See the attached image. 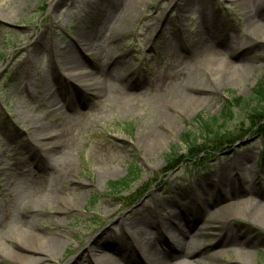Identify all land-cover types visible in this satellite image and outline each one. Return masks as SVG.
<instances>
[{"label": "rangeland", "instance_id": "1", "mask_svg": "<svg viewBox=\"0 0 264 264\" xmlns=\"http://www.w3.org/2000/svg\"><path fill=\"white\" fill-rule=\"evenodd\" d=\"M110 1L117 5V0H0V226L8 229L14 221H30L34 230L60 236L61 249L43 264H69L73 259L96 264L89 247L117 241L121 223L131 242L141 245L155 230L144 227L137 238L128 222L178 215L186 235L201 227L200 244L193 250L199 264H264V222L251 220L253 210L232 214L228 205L235 200L227 199L230 190L222 185L208 208L220 211L205 216L198 194L210 187V172L223 163L227 171L233 168L244 177L247 187L264 191V135L254 126L259 122L251 117L253 112L232 104L251 96L264 76V0L251 8L261 25L254 29L247 23V8L237 0H130L127 10L109 7ZM102 5L112 16L120 13L118 26L113 20L108 27H114L93 38L116 73L106 91L124 93L128 83L141 82L138 88L146 92L154 85L127 112L122 103L106 105L96 98L97 68L89 45L80 38L92 36L96 22L108 23L100 18ZM201 5L207 13L203 17ZM249 33L252 37L247 38ZM195 43L214 47L220 56L193 60L186 46ZM26 54L31 65L23 61ZM63 54L78 59L95 76L91 82H97L74 92L65 89V96L80 101L70 110L49 104L59 97L56 86H67L58 66ZM237 63L243 64L238 71ZM159 99L165 112L161 119L154 113ZM76 115L81 124L69 139L72 171L67 179L43 167L49 153L36 160L18 156L43 148L35 126L48 124L59 131ZM201 132L219 135L215 143L221 146L211 152L207 145L190 162L186 142L204 137ZM174 154L181 160L169 170ZM21 163L45 183L43 188L35 191L34 180L17 175L12 164ZM233 185L237 188L236 180ZM242 197L264 201V196ZM195 203L194 211L185 212ZM226 227L236 236L219 247L220 230ZM18 235L0 240V264H23V256L35 255L31 248L37 243ZM240 240L251 242L242 247L249 255L237 254ZM214 251L221 252L211 256Z\"/></svg>", "mask_w": 264, "mask_h": 264}, {"label": "bare ground", "instance_id": "2", "mask_svg": "<svg viewBox=\"0 0 264 264\" xmlns=\"http://www.w3.org/2000/svg\"><path fill=\"white\" fill-rule=\"evenodd\" d=\"M191 2H195V0H190ZM239 4H244L247 8V23L254 28H258L261 26L258 24L259 22L253 18V15L251 14V8H255L256 6H259L262 0H237ZM204 3V2H203ZM251 5V7H250ZM104 6V5H102ZM121 6L123 9L127 10L130 6V0H117L116 2L110 1L109 7H116ZM108 7V4H107ZM104 9L101 15V19L106 17L107 24H102L100 22H96L95 25L92 27V36L90 35L89 38L85 36V34H82L80 36L82 44L89 45L88 50L92 51V59H93V65L97 68V75L96 77L99 78V89L96 91L95 95L96 98L99 100V102H102L106 105H111L112 103H122L123 105V111L127 112L129 110H132L136 105L139 106L141 104V98L143 97V94H145L147 91H152V88L150 90L147 89V91H140L138 88V83H128V91L118 92L115 91V94L109 93V91H106V84L110 83L112 79L116 78V73L110 68L109 59L110 57L105 54L103 49L101 48L100 44L98 42H95L93 38H96L97 36H101L108 28L114 27H108L109 22L114 20L116 22L114 25L118 26V19L119 14L117 16L111 15L110 11H107V8L104 6ZM109 9V8H108ZM123 11V10H122ZM199 13L203 17L206 13V10L204 9L203 5L199 7ZM259 19V18H258ZM111 35V34H110ZM109 35V36H110ZM252 37V34L249 33L247 38ZM111 37H107V39H110ZM114 38V37H113ZM89 41V43L87 42ZM50 45H53V42L49 41ZM81 43L79 45L82 47ZM187 51L189 52V56L193 60L201 61L202 59L207 58H218L220 56L219 50H216L214 47L206 46L205 44L202 45V43H195L188 44ZM197 50V51H196ZM204 51V52H203ZM203 52V53H202ZM204 54V55H203ZM58 58V57H57ZM25 64H32V60L30 59L29 55L26 54L25 59L23 60ZM53 64H57L58 60L55 58L52 59ZM61 63L59 66V72L62 75V78L64 82H66L67 86L58 87L56 86L55 92H58V98L56 101H52V99L49 100V104H55L56 105H62L67 107L69 110L74 107L75 104H78L80 106V101L78 100V103L75 101V98H77L75 95L73 98L67 97L64 95V92H66L65 89H71L73 92L77 89L82 90L86 87H90V85L95 84L97 82H91L95 79V76L93 73L85 68L82 67V64L79 62L78 59L73 58L71 55H60L59 62ZM57 62V63H56ZM62 65V66H61ZM243 64H236L234 65L236 68L235 70H240L243 66ZM194 79V78H193ZM161 81V79H159ZM159 82V81H158ZM162 83V82H160ZM137 84V85H136ZM63 89V90H62ZM75 89V90H74ZM62 90V91H61ZM65 90V91H64ZM177 93V91H175ZM178 96V95H177ZM162 100L159 99L158 103H156V108L154 109V113L156 114L158 119H161L164 117L165 112H163L160 108V102ZM76 102V103H75ZM157 102V101H156ZM60 103V104H59ZM82 105V104H81ZM59 107V106H58ZM72 111V110H71ZM64 113H59V117H63ZM68 117V116H65ZM64 117V118H65ZM62 118V119H64ZM71 120L64 124L63 128L61 130H55L52 129V127L48 124H40L38 126H35L34 132L35 137L41 142V146L43 147L39 151H35L38 154H35L32 152V150H23L24 152H20L18 156L25 155V159H32L36 160V158H39V155L43 152L45 154L49 153V159H47V162L45 160H42L45 165H43L44 168H48L51 171V174L53 176L54 173H59L60 176L64 179H67L72 171V164H71V157H70V151H71V142L69 139H71V135L74 134V132L78 131L80 129L81 122L78 120L79 117L71 116ZM37 156H35V155ZM14 171L17 170V175L20 177L28 176L31 181H33V186L35 185V191H39L41 188L44 187L45 183L37 181L36 175L27 167L26 164L21 163V165L12 164ZM2 169V168H1ZM236 169V168H235ZM3 170V169H2ZM227 166L223 164H219V167L217 170L210 172L212 179H209L211 182L210 187H200L201 190L198 191L199 196H201L202 199V212L205 216L213 217L218 211H211L209 212L208 208H210V203L212 200V196L214 193H216L220 188L223 186H227L229 188L228 193V200H235L231 202L228 206L231 208L232 214L242 212L244 209L249 211L250 209L253 210L251 214H249L251 220L254 221H262L264 222V201L260 200H252V199H242V193L245 195H253L261 197L263 199L264 197V191L263 190H256V188H253L252 186H248L247 180L242 177L240 174H234V169L227 171ZM233 172V174L231 173ZM16 175V174H15ZM235 175V177H234ZM214 178V179H213ZM23 179V178H22ZM234 180H236L238 186L240 189L233 185ZM242 184H246V187ZM199 185V184H198ZM202 186V185H201ZM234 186V187H233ZM247 188V189H246ZM237 190V192H235ZM197 191V190H196ZM263 192V193H262ZM246 197V196H245ZM263 197V198H262ZM240 198V199H239ZM256 198V197H255ZM240 200V201H239ZM29 202V200H27ZM27 206V202L22 205L23 208ZM197 207V203L192 208L185 209V212L188 211H194ZM184 212V211H183ZM188 214V213H187ZM170 217H162V218H155L154 220H148V221H141L139 220L136 223L126 222L127 227L131 228V233L137 238H140V235L143 234L144 227L153 228L155 230V235L150 236L148 235L147 238L142 241L141 245H136V243L131 242V239L126 236V232L123 229L124 223H121V227H119V231L116 235L117 241H109V243L105 244H98L97 246H91L89 247V255L96 256V264H194L195 262L199 264V259L196 258V256L193 254V250L197 248L200 244L201 239L198 238L203 233H201V227L196 228L194 232H191L189 235H186L182 230L185 227L183 224V219H179L178 215H173ZM250 218H248L250 220ZM248 221V220H247ZM32 223L30 221H14L13 224L8 229H4V226H0V240L4 241L6 238H8L9 234H19L18 237H23L24 239H31L37 243V246L35 248H31V251L35 253L34 256H23L22 263L23 264H43L45 260L52 259L56 253L61 249V246L63 245V240L60 236L56 235H49L44 234L43 232L36 231L32 228ZM3 228V229H2ZM186 228V227H185ZM129 231V230H128ZM174 232L180 235L181 237L174 236ZM233 231L230 230V227H226V229L220 230L219 237L222 238L221 244L219 247L224 246L228 240L231 238L233 239L234 236L232 234ZM131 234V235H132ZM159 234V236H158ZM161 237V238H160ZM169 238V241H168ZM171 239V241H170ZM243 241V242H242ZM240 240L239 243H237L236 251L237 254H250V251H246L242 249L246 245L248 248V245L251 244L250 241H244ZM171 242V244H170ZM173 242V243H172ZM3 243V242H2ZM162 243V244H161ZM163 245V246H162ZM165 246V248H164ZM7 249L6 247H4ZM221 251H214L211 256H216ZM249 252V253H248ZM160 254V255H159ZM141 255V258H140ZM71 264H82L81 262H77L76 259H73V261L70 262ZM69 263V264H70Z\"/></svg>", "mask_w": 264, "mask_h": 264}, {"label": "trees", "instance_id": "3", "mask_svg": "<svg viewBox=\"0 0 264 264\" xmlns=\"http://www.w3.org/2000/svg\"><path fill=\"white\" fill-rule=\"evenodd\" d=\"M234 100L232 104L235 107L241 109L244 112H253L251 113V117L254 118V121L259 122L257 123V125L254 126L255 128H257L258 131H260L261 135H264V124H260L264 118V76H262V78L256 83L251 96ZM207 124V121L203 122V125L206 127L209 126ZM202 135L204 136L205 134L201 132L200 136ZM217 136L219 135H216V133H214L212 135H207V137L206 135L201 138L194 137V139L189 140V142H186L187 144L185 148L186 152L189 154L187 160L193 162L196 157H198L199 155H203L205 153V147L207 145L209 146L208 149H210L211 152L216 149H219L221 144H219V142L215 143V139ZM169 159L172 160V163L169 168V170H171L172 168L176 167L178 163H180L181 156H178V154H174Z\"/></svg>", "mask_w": 264, "mask_h": 264}]
</instances>
